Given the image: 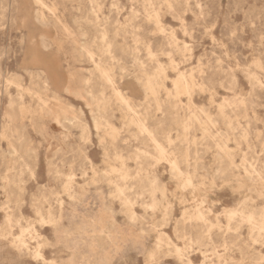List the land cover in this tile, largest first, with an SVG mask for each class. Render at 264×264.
Instances as JSON below:
<instances>
[{
	"label": "rangeland",
	"instance_id": "obj_1",
	"mask_svg": "<svg viewBox=\"0 0 264 264\" xmlns=\"http://www.w3.org/2000/svg\"><path fill=\"white\" fill-rule=\"evenodd\" d=\"M0 264H264V0H0Z\"/></svg>",
	"mask_w": 264,
	"mask_h": 264
},
{
	"label": "snow or ice",
	"instance_id": "obj_2",
	"mask_svg": "<svg viewBox=\"0 0 264 264\" xmlns=\"http://www.w3.org/2000/svg\"><path fill=\"white\" fill-rule=\"evenodd\" d=\"M159 147V146H158ZM163 152V150H161ZM175 167V166H174ZM186 185L190 186L192 181L191 178H189L187 181H185ZM229 215H234V213H228ZM201 220H204L203 217H200ZM37 259H40L39 254L37 253Z\"/></svg>",
	"mask_w": 264,
	"mask_h": 264
},
{
	"label": "bare ground",
	"instance_id": "obj_3",
	"mask_svg": "<svg viewBox=\"0 0 264 264\" xmlns=\"http://www.w3.org/2000/svg\"><path fill=\"white\" fill-rule=\"evenodd\" d=\"M186 83H187V82H186ZM177 87H178L179 89H182V90H183V88H184V87H182V85H181L180 82L177 84ZM182 90H181V91H182ZM184 91H185V90H184ZM174 165H175V164H173V166H174Z\"/></svg>",
	"mask_w": 264,
	"mask_h": 264
}]
</instances>
